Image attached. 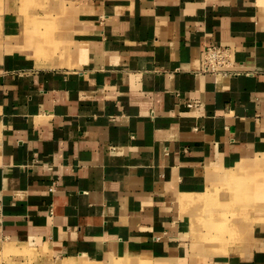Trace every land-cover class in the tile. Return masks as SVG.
Returning a JSON list of instances; mask_svg holds the SVG:
<instances>
[{"label": "crops", "instance_id": "crops-1", "mask_svg": "<svg viewBox=\"0 0 264 264\" xmlns=\"http://www.w3.org/2000/svg\"><path fill=\"white\" fill-rule=\"evenodd\" d=\"M55 5L2 23L0 242L45 264H264V0ZM211 44L231 48L217 73Z\"/></svg>", "mask_w": 264, "mask_h": 264}, {"label": "rangeland", "instance_id": "rangeland-1", "mask_svg": "<svg viewBox=\"0 0 264 264\" xmlns=\"http://www.w3.org/2000/svg\"><path fill=\"white\" fill-rule=\"evenodd\" d=\"M56 0H0V34L2 29V23L6 15H9L10 10L16 12L20 18L24 19L27 23L32 18H42V17H53L57 10H55ZM263 158L260 156L258 159ZM234 173L228 175V177L233 180ZM260 209H264V202L259 205ZM225 231L228 228L226 223L221 224ZM221 225L218 227L217 232L222 233L220 230ZM9 244L6 242H0V264H45L46 262H38V253L33 251H25L24 255H15L14 251L9 250ZM19 251V250H17ZM76 262V261H75ZM59 260H51L49 264H57ZM76 264V263H75Z\"/></svg>", "mask_w": 264, "mask_h": 264}, {"label": "built area", "instance_id": "built-area-1", "mask_svg": "<svg viewBox=\"0 0 264 264\" xmlns=\"http://www.w3.org/2000/svg\"><path fill=\"white\" fill-rule=\"evenodd\" d=\"M231 48L227 45L211 44L204 49L203 71L217 73L232 64ZM54 186L51 187V190Z\"/></svg>", "mask_w": 264, "mask_h": 264}, {"label": "bare ground", "instance_id": "bare-ground-1", "mask_svg": "<svg viewBox=\"0 0 264 264\" xmlns=\"http://www.w3.org/2000/svg\"><path fill=\"white\" fill-rule=\"evenodd\" d=\"M220 230H221V232H222V230H224V227H223V225H221V227H220ZM76 260H74V259H72L69 263L70 264H75V263H77V261L75 262Z\"/></svg>", "mask_w": 264, "mask_h": 264}]
</instances>
